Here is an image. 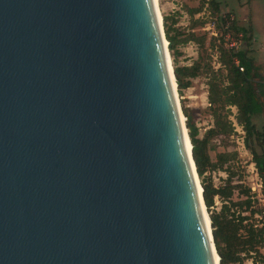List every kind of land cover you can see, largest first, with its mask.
<instances>
[{"label":"water","instance_id":"95a60500","mask_svg":"<svg viewBox=\"0 0 264 264\" xmlns=\"http://www.w3.org/2000/svg\"><path fill=\"white\" fill-rule=\"evenodd\" d=\"M164 40L153 0H0V264H213Z\"/></svg>","mask_w":264,"mask_h":264},{"label":"trees","instance_id":"16d2710c","mask_svg":"<svg viewBox=\"0 0 264 264\" xmlns=\"http://www.w3.org/2000/svg\"><path fill=\"white\" fill-rule=\"evenodd\" d=\"M219 0H201L197 8L191 9L190 15L200 14L202 9L215 16L216 29L220 40L216 46L219 69L212 67L203 69L199 60L190 66H180L176 63L177 45L190 41H198L203 46L204 37L197 39L194 34L184 35L177 22L168 23V17L163 16V31L168 43V50L172 56L173 73L176 80L177 91L191 86V80L197 78L202 72L207 76V100L210 114L213 119L212 128L208 129L199 138V132L192 119L185 112L186 128L192 145V158L196 173L203 190V201L209 214L212 228V237L220 264H243L251 259L264 264V255L260 254L262 231L254 228L252 220L257 212L253 209L255 201L251 200L250 191L244 185L242 177L232 171V166L226 167L236 155L219 154L217 160L212 161L209 155V143L218 136H229L234 131L233 122L229 119L231 108L235 109L233 117L235 123L242 127L244 132V145L252 156V163L264 184V123L258 128L254 122L260 116L264 120V77L260 67L254 64L249 56V50L237 49L234 45L224 43L226 36L245 41L250 45V28L241 27L232 17L231 12L221 10ZM240 36V37H239ZM213 47V46H212ZM225 172V179L215 186L212 173ZM219 207L216 208V200ZM238 213V214H235Z\"/></svg>","mask_w":264,"mask_h":264},{"label":"rangeland","instance_id":"374dc122","mask_svg":"<svg viewBox=\"0 0 264 264\" xmlns=\"http://www.w3.org/2000/svg\"><path fill=\"white\" fill-rule=\"evenodd\" d=\"M200 1L201 0H156L157 11L160 15L161 24L162 17L167 16L169 18V24L172 23V21L177 22L175 27L179 28L182 34H194L197 39L201 37L205 38L202 47L198 45V41H190L183 45H177V52L181 53L179 57H176V63L178 65L190 66L194 61L199 60L203 69L209 66L212 67L213 70H217L220 66L218 64L216 46L219 45L220 40L214 39H216V37L219 38L220 35L216 29V18L213 14H210L211 12L209 13L204 9H202L199 16H196L197 14L191 16L189 12L191 9L197 8L200 5ZM219 1L222 4L221 10L225 12L227 5L224 4L225 2L223 0ZM251 10L254 26L252 30L256 40L252 43V30H250L251 40L249 46H246L245 41L240 38L236 39L232 36H226L224 43L229 44L228 46L234 45L240 50H246L248 48L250 50L252 46V51L249 52V56L260 65L262 74L264 75V0L254 2L251 5ZM232 17L234 16L232 15ZM248 18L251 19V14H249ZM246 26L251 29V21L248 22ZM167 55L170 67L173 69V59L169 50ZM207 81L206 74L202 72L197 78L191 80V86L183 90L181 95H179L178 91H175L179 114L183 117L184 122L186 117L183 112L191 117L192 122L198 128L199 138L213 126V119L210 114V107L207 100ZM234 115L235 109L231 108L229 119H233ZM254 122L258 128H261L264 123L263 117L260 116L255 118ZM239 136L234 126V131L231 135L213 138L209 143V155L212 161H216L217 155L219 154L234 153L236 157L231 160L229 164H226V167L231 165L232 171L237 173L238 176H243V182L249 184V175L254 165L252 163V156L245 145L243 148L239 145L240 141H237ZM224 173L225 172L222 170L213 172V183L218 185L220 180L223 179ZM196 180L199 185V179L196 178ZM254 201L253 209L260 211L261 203L255 199ZM243 264H251V262L245 260Z\"/></svg>","mask_w":264,"mask_h":264},{"label":"built area","instance_id":"2783aa9c","mask_svg":"<svg viewBox=\"0 0 264 264\" xmlns=\"http://www.w3.org/2000/svg\"><path fill=\"white\" fill-rule=\"evenodd\" d=\"M205 1H208V0H205ZM200 14H197L196 16H199ZM233 46V45H231ZM231 121L233 122V126H235V129H236V132L240 135L237 139V141H240L239 145L243 148L244 147V132L242 130V127L241 126H238L234 119H231ZM254 165V164H253ZM226 175L224 173V177L223 179H225ZM249 184H246L244 183L245 186H247V188L249 189L250 191V198L251 200L254 201L257 200L258 202L261 203V209L260 211H257L254 216H253V226L254 228H258L262 231V243H261V247L260 248V254L261 255H264V184L261 180V178L259 177L256 169H255V166L252 167L251 169V172H250V175H249ZM221 184V182L216 185L214 184L215 186H219ZM216 202H215V206H217V208L219 207V202L217 201V199H215ZM235 214H238V213H235ZM251 259H248L251 264H260L259 262H254L253 260V257H254V254H251Z\"/></svg>","mask_w":264,"mask_h":264},{"label":"bare ground","instance_id":"6f19581e","mask_svg":"<svg viewBox=\"0 0 264 264\" xmlns=\"http://www.w3.org/2000/svg\"><path fill=\"white\" fill-rule=\"evenodd\" d=\"M153 3H154V8H155V12H156V15H157V18H158V22L159 24L161 25L160 23V15L157 11V3H156V0H153ZM167 46V41L164 40V48H166ZM165 53H166V59H167V66H168V74H169V78H170V83H171V87H172V90L174 92V96H175V99H176V93L175 91H177L176 89V83L174 81V77H173V69L170 67V62H169V59H168V55H167V52L168 50L165 49ZM176 103H177V100H176ZM178 105V104H177ZM180 116V121H181V124H182V128L184 126V119L183 117L179 114ZM187 129H185V127L183 128V136H184V147H185V153L189 159V162H190V165H191V169H192V173L194 175V179H195V183H196V187H197V192H198V196H199V201H200V210H201V214H202V218H203V222H204V226H205V229H206V232L207 234L209 235L210 233V220H209V215H207V210H206V207L203 203V201L201 200V186L200 184L198 185L197 183V180L196 178L198 179V176L194 173L193 171V163L190 159V151H191V143H190V139L188 137V133L186 131ZM207 213V214H206ZM211 249V256H212V261H213V264H218V261H219V258L218 256L216 255V252L214 251L213 247L210 248Z\"/></svg>","mask_w":264,"mask_h":264},{"label":"crops","instance_id":"0c3cea01","mask_svg":"<svg viewBox=\"0 0 264 264\" xmlns=\"http://www.w3.org/2000/svg\"><path fill=\"white\" fill-rule=\"evenodd\" d=\"M227 6H226V11L227 12H232V15L234 16L233 18L235 21L238 22L239 26L247 28L246 24L251 21V30L254 28L253 26V15H252V10H251V5L254 2H258L259 0H223ZM249 14H251V19L248 18ZM256 40L253 30H252V43ZM249 50V48H248ZM252 51V46L249 50V52ZM254 61V60H253ZM254 64L258 67L260 65L254 61ZM260 73L264 77L261 71L260 67Z\"/></svg>","mask_w":264,"mask_h":264}]
</instances>
